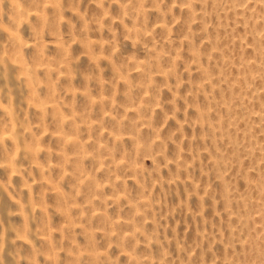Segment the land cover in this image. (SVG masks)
Returning a JSON list of instances; mask_svg holds the SVG:
<instances>
[{
  "label": "rangeland",
  "instance_id": "rangeland-1",
  "mask_svg": "<svg viewBox=\"0 0 264 264\" xmlns=\"http://www.w3.org/2000/svg\"><path fill=\"white\" fill-rule=\"evenodd\" d=\"M3 264H264V3L0 0Z\"/></svg>",
  "mask_w": 264,
  "mask_h": 264
},
{
  "label": "clouds",
  "instance_id": "clouds-1",
  "mask_svg": "<svg viewBox=\"0 0 264 264\" xmlns=\"http://www.w3.org/2000/svg\"><path fill=\"white\" fill-rule=\"evenodd\" d=\"M259 2H260V3H264V0H259ZM2 252H3V247L0 246V253H2ZM0 264H3V259H2V257H0Z\"/></svg>",
  "mask_w": 264,
  "mask_h": 264
}]
</instances>
